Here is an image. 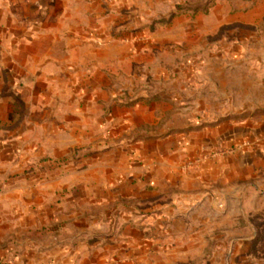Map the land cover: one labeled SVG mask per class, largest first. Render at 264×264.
I'll return each mask as SVG.
<instances>
[{
	"label": "crops",
	"instance_id": "0c3cea01",
	"mask_svg": "<svg viewBox=\"0 0 264 264\" xmlns=\"http://www.w3.org/2000/svg\"><path fill=\"white\" fill-rule=\"evenodd\" d=\"M125 6L0 0V264H221L235 241L232 209L208 208L251 174L250 149L199 155L251 130L167 135L164 102L114 105L104 77L125 37L106 39Z\"/></svg>",
	"mask_w": 264,
	"mask_h": 264
},
{
	"label": "rangeland",
	"instance_id": "374dc122",
	"mask_svg": "<svg viewBox=\"0 0 264 264\" xmlns=\"http://www.w3.org/2000/svg\"><path fill=\"white\" fill-rule=\"evenodd\" d=\"M133 1L135 15L134 6H125L122 27L113 21L108 27L106 45L125 37L123 65L119 51L108 55L104 78L115 92L113 103L164 102L174 127L167 135L245 122L251 130L245 141L224 144L223 138L199 155L223 148L231 150L217 156H239L248 148L255 162L249 176L237 177L233 197L220 195L205 209H232L220 221L235 224L228 233L235 241L220 250L221 264H264V0ZM133 33L135 39L126 38Z\"/></svg>",
	"mask_w": 264,
	"mask_h": 264
},
{
	"label": "built area",
	"instance_id": "2783aa9c",
	"mask_svg": "<svg viewBox=\"0 0 264 264\" xmlns=\"http://www.w3.org/2000/svg\"><path fill=\"white\" fill-rule=\"evenodd\" d=\"M231 149H218V150H214V151H211L209 153H207L206 155H204L203 158H207V157H215L217 156L218 154H221V153H226V152H230Z\"/></svg>",
	"mask_w": 264,
	"mask_h": 264
},
{
	"label": "trees",
	"instance_id": "16d2710c",
	"mask_svg": "<svg viewBox=\"0 0 264 264\" xmlns=\"http://www.w3.org/2000/svg\"><path fill=\"white\" fill-rule=\"evenodd\" d=\"M157 99V97H153V100ZM151 100V99H150ZM262 114H264V110L261 112ZM246 115V114H245ZM240 116V115H236V118H246L247 116ZM199 127V126H198Z\"/></svg>",
	"mask_w": 264,
	"mask_h": 264
}]
</instances>
